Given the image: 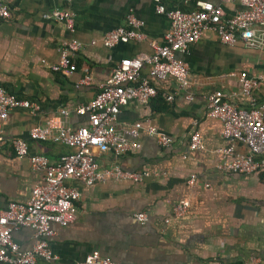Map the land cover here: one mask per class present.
<instances>
[{"label": "crops", "instance_id": "obj_1", "mask_svg": "<svg viewBox=\"0 0 264 264\" xmlns=\"http://www.w3.org/2000/svg\"><path fill=\"white\" fill-rule=\"evenodd\" d=\"M195 1L163 0V5L189 11ZM219 3L226 14L239 6L236 2ZM6 4L9 16L0 19V85L37 109L16 107L3 124L0 210L9 201H26L42 176L41 171L31 169L27 157H15L10 140H25L28 153L42 154L52 162L70 152L71 148L60 143L30 139L28 129L62 108L68 110V126L85 124V115H77L72 108L95 95L98 84L118 61L150 53L148 42L161 43L169 26L167 16L155 11L153 0H6ZM52 8L74 13L72 32L62 23L42 17ZM128 13L143 22L146 38L104 47L103 34L125 25ZM69 38L80 43L73 57L75 71L66 75L50 70L62 42ZM177 55L188 67L186 88L179 89L170 77L150 79L149 65L143 64L141 76L151 81L163 99L166 95L172 99H165L162 110L129 101L120 107L117 117L121 130L149 119L157 132L171 138L170 145L161 147L141 130L137 150L117 157L97 153L101 165L146 169L150 175L137 183L107 181L85 186L66 181L80 192L74 216L65 226L50 225L53 234L47 242L56 259H37L34 264H75L92 252L121 264H264V173L243 175L217 169L221 156L216 149L227 141L220 134V121L206 115L209 94L215 89L225 93L236 90L239 74L259 79L252 93L264 103V52L238 42L223 44L211 31H203L185 53ZM86 74L89 83L80 84ZM193 127L200 134L201 150L188 148ZM236 150L245 149L237 145ZM190 174L195 179L187 185ZM182 199L188 202L186 212L171 216L172 205ZM140 211L147 215L142 224L133 217ZM11 236L20 249L33 243V232L27 227Z\"/></svg>", "mask_w": 264, "mask_h": 264}, {"label": "built area", "instance_id": "obj_2", "mask_svg": "<svg viewBox=\"0 0 264 264\" xmlns=\"http://www.w3.org/2000/svg\"><path fill=\"white\" fill-rule=\"evenodd\" d=\"M217 1L196 0L193 9L183 11L165 9L163 0H153L155 11L164 13L169 20L162 42L149 41L150 53L118 61L105 80L98 84L95 95L86 103L72 108L77 115H85L86 123L68 126V110L62 108L58 114L47 117L44 123L28 129L30 139L60 143L71 148L70 152L52 162L42 154L28 153L25 140H10L15 157H27L31 169L41 171L42 176L40 182L31 187L26 201H9L0 210V264H34L37 259H56L47 242L53 234L50 225H67L74 216L75 202L80 197L79 190L66 181L74 180L85 186L107 181L137 183L150 175L146 169H122L116 163L101 165L97 160V153H110L117 157L137 150L141 130L154 137L161 147L171 143V138L157 132L149 119L137 120L123 130L117 128L122 105L129 101L147 104L157 94L151 81L141 76L143 64L149 65L150 79L170 77L179 89L184 90L188 84V67L177 54L185 53L203 31H211L223 44L238 42L246 48L264 52V0ZM219 2H236L239 6L231 14H226ZM8 16L6 0H0V19ZM42 17L62 23L69 32L74 29V13L67 8H52L42 13ZM142 24L140 19L128 13L126 24L105 32L101 44L110 48L117 43L144 40L146 36L141 30ZM79 49L80 43L75 38L64 40L57 61L49 66L50 70L66 75L73 73V57ZM79 83H89V76H82ZM258 85L257 77L239 74L236 90L225 93L215 89L208 96L206 115L220 121V134L227 141L226 146L216 149L221 156L216 168L221 171L243 175L264 172V103L258 102L252 93ZM185 98L191 97L186 95ZM165 99L171 100L172 96L166 95ZM240 100L242 104H239ZM16 107L31 111L37 109L35 104L15 96L0 85V142L3 141V124L8 113ZM192 125H196L194 120ZM237 145H242L245 150H236ZM188 148L192 151L203 149L195 127L189 134ZM194 179L195 175L190 174L187 185H192ZM187 207L186 200L177 201L171 207V216L183 215ZM133 217L141 224L147 219L143 211L133 213ZM164 222H168L167 217ZM21 227L33 232V243L28 249H20L11 236ZM75 264L121 263L92 252Z\"/></svg>", "mask_w": 264, "mask_h": 264}, {"label": "trees", "instance_id": "obj_3", "mask_svg": "<svg viewBox=\"0 0 264 264\" xmlns=\"http://www.w3.org/2000/svg\"><path fill=\"white\" fill-rule=\"evenodd\" d=\"M153 102L157 103V106L153 105ZM150 105L151 109H155V110H162L165 109L166 105H165V99H163L158 93L151 98L148 103ZM264 173V172H263Z\"/></svg>", "mask_w": 264, "mask_h": 264}]
</instances>
